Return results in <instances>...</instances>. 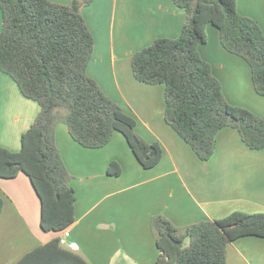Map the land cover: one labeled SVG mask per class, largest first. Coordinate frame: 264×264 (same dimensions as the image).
Listing matches in <instances>:
<instances>
[{"label": "crops", "instance_id": "crops-1", "mask_svg": "<svg viewBox=\"0 0 264 264\" xmlns=\"http://www.w3.org/2000/svg\"><path fill=\"white\" fill-rule=\"evenodd\" d=\"M236 8L254 19L264 36V0H236ZM81 14L94 40L87 73L135 117L141 137L160 143L162 157L146 169L121 133L115 132L103 147L86 148L71 138L65 123H58L55 143L72 176L75 220L63 231H43L40 202L29 178L22 172L0 178V264H15L56 237L62 247L91 264H155L152 215L161 214L182 227L234 211L264 212V149L247 147L236 129L223 127L215 135L210 158L199 159L163 119L164 85L140 82L132 74V54L156 38L177 37L185 11L172 0H93ZM1 24L0 10V29ZM217 32L207 25L206 42L197 47L200 57L220 81L228 103L264 117V96L253 88L249 65L222 47ZM38 110L37 103L25 98L0 71V146L18 151L21 134ZM112 160L121 166L118 176L107 174ZM225 261L264 264V238L244 236L229 242Z\"/></svg>", "mask_w": 264, "mask_h": 264}, {"label": "trees", "instance_id": "trees-1", "mask_svg": "<svg viewBox=\"0 0 264 264\" xmlns=\"http://www.w3.org/2000/svg\"><path fill=\"white\" fill-rule=\"evenodd\" d=\"M93 0H0V71L39 110L21 134L20 149L0 146V178L24 173L40 202V227L60 232L75 220V190L55 143V127L67 125L71 138L86 148L105 146L121 133L143 168L162 157L158 141L148 142L136 119L112 101L87 73L94 40L81 14ZM185 11L175 38H156L134 52V78L164 85L163 119L201 160L213 153L223 127L237 130L251 149H264V117L228 103L220 81L197 50L206 42V27L219 32L222 47L249 65L253 88L264 96V36L258 23L237 11L236 0H172ZM121 166L110 161L107 174ZM3 195L0 192V213ZM158 249L155 264H226L229 242L244 236L264 238V212L234 211L219 219L176 226L161 214L150 217ZM15 264H91L61 246L58 237L22 255Z\"/></svg>", "mask_w": 264, "mask_h": 264}, {"label": "rangeland", "instance_id": "rangeland-1", "mask_svg": "<svg viewBox=\"0 0 264 264\" xmlns=\"http://www.w3.org/2000/svg\"><path fill=\"white\" fill-rule=\"evenodd\" d=\"M217 33H218V32H217ZM209 44H210V46L212 47V41H211V40L209 41Z\"/></svg>", "mask_w": 264, "mask_h": 264}]
</instances>
